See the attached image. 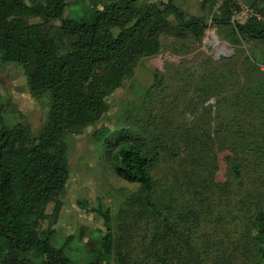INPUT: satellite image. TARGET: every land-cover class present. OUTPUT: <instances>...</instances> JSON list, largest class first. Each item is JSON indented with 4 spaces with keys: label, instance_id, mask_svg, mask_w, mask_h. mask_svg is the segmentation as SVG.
Segmentation results:
<instances>
[{
    "label": "trees",
    "instance_id": "obj_1",
    "mask_svg": "<svg viewBox=\"0 0 264 264\" xmlns=\"http://www.w3.org/2000/svg\"><path fill=\"white\" fill-rule=\"evenodd\" d=\"M219 1L213 22L226 27L233 42H264V0H250L251 12L238 0H201V6ZM81 2L80 8H72L67 0H0V59L21 66L31 96L49 101L45 121L35 133L27 123L4 122L0 92V239L8 241L7 250L0 249V264H75L66 245L72 235L60 246L52 244L59 197L70 178L69 138L98 123L108 96L133 75L138 60L161 51L162 36L200 40L205 30L204 18L176 0ZM163 81L161 71L155 70L151 87L159 88ZM92 138L112 170L138 185L134 201L140 215L157 221L143 264H230L226 240L216 231L198 234L205 223L201 211L196 217L192 208L178 207L186 211L182 219L174 217L175 204L156 202L152 170L157 151L146 149L125 127L102 125ZM234 171L239 174L238 168ZM52 202L54 208L47 213ZM93 209L105 229L98 233L100 239L87 242L95 258L85 264H133L127 227L121 226L115 237L112 213L103 199ZM117 212L127 214L123 204ZM251 227V240L264 264V209L257 210ZM105 255L111 258L106 263Z\"/></svg>",
    "mask_w": 264,
    "mask_h": 264
},
{
    "label": "rangeland",
    "instance_id": "obj_2",
    "mask_svg": "<svg viewBox=\"0 0 264 264\" xmlns=\"http://www.w3.org/2000/svg\"><path fill=\"white\" fill-rule=\"evenodd\" d=\"M176 1L204 18L202 38L162 36L161 51L138 60L133 75L108 96L98 123L69 138L70 178L59 197L52 244L60 246L72 235L66 245L75 264L95 258L87 242L100 239L98 233L105 229L103 218L93 209L99 198L110 208L115 237L121 226L127 227L133 264H143L157 224L152 216L140 215V205L134 201L138 185L119 177L105 151L93 141L92 132L102 125L128 128L146 149L158 152L152 175L159 205L175 204L174 217L182 219L183 208H192L196 217L201 211L205 223L198 234L216 231L226 240L230 264H260L249 230L257 210L264 209V42H233L226 27L212 19L220 1L206 7L201 0ZM67 2L72 8L82 6L81 0ZM238 2L244 10L249 8L250 0ZM210 28L227 43V53L219 55L208 41ZM157 69L164 81L153 88ZM0 92L4 122H24L37 133L49 101L31 96L21 66L0 59ZM122 204L127 214L117 212ZM54 205L48 204L47 213ZM7 245V239H0L2 251ZM110 260L105 255L104 262Z\"/></svg>",
    "mask_w": 264,
    "mask_h": 264
},
{
    "label": "bare ground",
    "instance_id": "obj_3",
    "mask_svg": "<svg viewBox=\"0 0 264 264\" xmlns=\"http://www.w3.org/2000/svg\"><path fill=\"white\" fill-rule=\"evenodd\" d=\"M215 29L210 28L209 40L215 49H218V53L224 54L228 52L227 43L221 39V37L214 31ZM208 38V37H207ZM206 40V38H205Z\"/></svg>",
    "mask_w": 264,
    "mask_h": 264
},
{
    "label": "built area",
    "instance_id": "obj_4",
    "mask_svg": "<svg viewBox=\"0 0 264 264\" xmlns=\"http://www.w3.org/2000/svg\"><path fill=\"white\" fill-rule=\"evenodd\" d=\"M248 7H249V6H248ZM245 11H249V12H251L250 7H249V8H246Z\"/></svg>",
    "mask_w": 264,
    "mask_h": 264
},
{
    "label": "water",
    "instance_id": "obj_5",
    "mask_svg": "<svg viewBox=\"0 0 264 264\" xmlns=\"http://www.w3.org/2000/svg\"><path fill=\"white\" fill-rule=\"evenodd\" d=\"M205 26H207V24H204Z\"/></svg>",
    "mask_w": 264,
    "mask_h": 264
}]
</instances>
